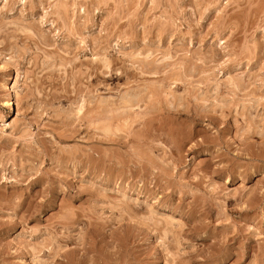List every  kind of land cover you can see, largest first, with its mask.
<instances>
[{"label": "rangeland", "instance_id": "1", "mask_svg": "<svg viewBox=\"0 0 264 264\" xmlns=\"http://www.w3.org/2000/svg\"><path fill=\"white\" fill-rule=\"evenodd\" d=\"M0 90V264H264V0H0Z\"/></svg>", "mask_w": 264, "mask_h": 264}, {"label": "bare ground", "instance_id": "2", "mask_svg": "<svg viewBox=\"0 0 264 264\" xmlns=\"http://www.w3.org/2000/svg\"><path fill=\"white\" fill-rule=\"evenodd\" d=\"M4 83H5V82H4ZM5 84H6V83H5ZM2 85H3V84H2ZM5 86H7V85H5ZM4 88H6V87H4ZM4 88H1V90L3 89L2 91H4ZM7 89H9V88H7ZM7 89H5V90H7ZM1 90H0V92H2ZM7 91H9V90H7ZM5 93H6V92H5ZM5 93H2V94L4 95ZM128 94H129V93H128ZM5 96H6V95H5ZM5 98H6V97H5ZM5 98H4V99H5ZM11 98H12V97H11ZM5 101H6V102H5ZM4 102H5V105H6L8 108H12L11 106L13 105V104H12L13 102L11 103V100H10L9 96H7V100H4ZM4 102H3V103H4ZM8 108L6 109L7 111H8ZM10 112H11V111H10ZM5 115H6V114H5Z\"/></svg>", "mask_w": 264, "mask_h": 264}]
</instances>
